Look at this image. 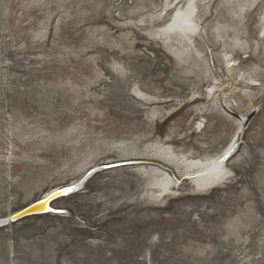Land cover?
Here are the masks:
<instances>
[{"label": "rangeland", "instance_id": "1", "mask_svg": "<svg viewBox=\"0 0 264 264\" xmlns=\"http://www.w3.org/2000/svg\"><path fill=\"white\" fill-rule=\"evenodd\" d=\"M0 223V264H264V0H0Z\"/></svg>", "mask_w": 264, "mask_h": 264}, {"label": "bare ground", "instance_id": "2", "mask_svg": "<svg viewBox=\"0 0 264 264\" xmlns=\"http://www.w3.org/2000/svg\"><path fill=\"white\" fill-rule=\"evenodd\" d=\"M194 13H195V8L192 5L189 7L187 11L181 10L177 12V14L173 18V23H171L167 27V29L174 32L177 31L178 33L184 35L185 37L190 38V36L195 35L199 31L198 24L196 25L193 20ZM242 118L245 119V117ZM239 122L242 124L241 120H239ZM222 157H218L216 159H208V160H190V161L185 160L184 164H186V166L188 167L187 168L188 171L185 173V176L189 177L192 183H194L200 189H206L214 186L215 184L220 182L224 178V176H226L224 163L221 161ZM139 161H149L155 163V164H147V166H150L154 169H160L161 171H163V173H165L164 175H167L170 178V181L172 183L173 181H175L174 179L175 175L170 169V167L172 166L169 163H164V161L162 162L160 160L159 162H155L146 159H139ZM169 171H171L172 173ZM46 209H47L46 204H42L40 207L36 208L35 210H46Z\"/></svg>", "mask_w": 264, "mask_h": 264}, {"label": "water", "instance_id": "3", "mask_svg": "<svg viewBox=\"0 0 264 264\" xmlns=\"http://www.w3.org/2000/svg\"><path fill=\"white\" fill-rule=\"evenodd\" d=\"M228 111L231 114H233L236 119L242 121V128L240 129L236 139L231 143V145L229 146V148L227 149V151L224 153L223 157L221 158V161L223 163L228 161L236 153V151L238 150L241 144L242 131L250 125L251 121L256 116V111H252L245 119H243L242 116L234 114L230 110ZM147 164H155V163L149 162V161H127V162H120L116 164L106 165L102 167V169L109 170V169L120 168V167H131V166L147 165ZM97 170L98 169L93 170L92 173ZM184 179H188V177H184ZM72 192H73V188L71 187H66V188L55 190L52 193H50L48 196L44 197L43 199L27 206L26 208L14 214L11 218V221L18 222L28 217L52 213L54 212V209L51 207L52 203L55 200L65 197ZM42 204H46L47 206L46 210H35L36 208L40 207Z\"/></svg>", "mask_w": 264, "mask_h": 264}]
</instances>
